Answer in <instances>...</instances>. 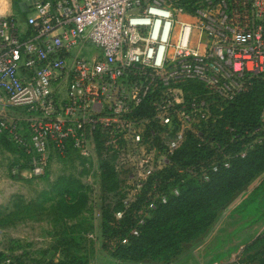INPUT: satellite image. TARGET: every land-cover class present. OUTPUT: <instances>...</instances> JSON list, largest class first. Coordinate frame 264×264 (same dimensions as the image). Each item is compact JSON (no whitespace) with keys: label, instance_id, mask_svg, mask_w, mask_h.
Segmentation results:
<instances>
[{"label":"built area","instance_id":"2783aa9c","mask_svg":"<svg viewBox=\"0 0 264 264\" xmlns=\"http://www.w3.org/2000/svg\"><path fill=\"white\" fill-rule=\"evenodd\" d=\"M17 3L0 0V132L36 175L82 158L96 221L104 165L116 176L115 215L137 214L138 236L185 186L246 157L252 144L233 152L212 134L264 78V0H33L26 17ZM190 141L223 159L183 165ZM244 249L208 264H247Z\"/></svg>","mask_w":264,"mask_h":264},{"label":"rangeland","instance_id":"374dc122","mask_svg":"<svg viewBox=\"0 0 264 264\" xmlns=\"http://www.w3.org/2000/svg\"><path fill=\"white\" fill-rule=\"evenodd\" d=\"M2 106L0 103V110ZM261 118L264 120V112ZM82 160L69 155L59 157L44 174L36 175L22 168L26 161L22 152L0 132V264H52L73 258L88 264H167L169 259L171 264H196L198 259L225 263L242 247L247 264H262L264 172L230 198L218 202L213 224L184 243L178 255L129 260L115 255L117 242L108 243L102 227L103 213L112 212L116 206V180L103 167L104 197L99 204L102 215L96 221L85 184L88 167ZM71 181L76 190L82 186L80 192L84 189L89 201L84 204L83 197H78L67 216L61 191ZM252 194L256 203L244 205L243 201Z\"/></svg>","mask_w":264,"mask_h":264},{"label":"trees","instance_id":"16d2710c","mask_svg":"<svg viewBox=\"0 0 264 264\" xmlns=\"http://www.w3.org/2000/svg\"><path fill=\"white\" fill-rule=\"evenodd\" d=\"M195 1L177 0V4L192 8ZM263 112L264 78L254 77L249 81L247 89L221 112L222 118L219 119L212 134L219 144L227 146V149L233 152L242 150L249 143L252 144L246 157H234L231 160V168H222L218 173L213 174L210 182L193 181L185 186L181 197L153 212L146 224L139 227L138 236L133 235L139 218L137 214H128L123 219H117L115 212L121 206L120 202H117L112 212L103 213L102 227L108 243L109 241L117 242L114 248L115 255L129 260L174 256L179 254L184 243L204 233L215 221L216 204L230 198L236 191L247 186L259 173L264 172V120L261 118ZM227 126H230L233 131L226 129ZM243 135H245L243 140L232 142L234 136L237 138ZM258 138H261V141H256ZM16 147L25 157V152L17 145ZM176 158L186 166L197 165L209 159L211 161L213 158L217 161L223 159L215 149H210L208 146L198 147L193 141L188 142ZM103 167L108 170L111 177L116 178L109 166ZM22 168H29L27 161ZM75 188L71 181L61 191L66 207L63 211L67 216L75 207L78 197H83L84 204L89 201L87 192L84 189L83 193L80 192L82 186H79L77 190ZM255 200L252 194L243 203L249 205L256 203ZM126 239L128 243H124ZM165 262L171 264L172 261L169 259ZM52 264L88 263L73 258L67 262ZM262 264H264V256Z\"/></svg>","mask_w":264,"mask_h":264},{"label":"water","instance_id":"95a60500","mask_svg":"<svg viewBox=\"0 0 264 264\" xmlns=\"http://www.w3.org/2000/svg\"><path fill=\"white\" fill-rule=\"evenodd\" d=\"M32 2L33 0H19L17 5L20 10L25 13L29 9V7L32 6Z\"/></svg>","mask_w":264,"mask_h":264},{"label":"crops","instance_id":"0c3cea01","mask_svg":"<svg viewBox=\"0 0 264 264\" xmlns=\"http://www.w3.org/2000/svg\"><path fill=\"white\" fill-rule=\"evenodd\" d=\"M199 262V263H196V264H200V263H202V264H208V263H204L206 260L205 259H198V260H196L195 262ZM209 263H211V262H209ZM172 264H174V263H172Z\"/></svg>","mask_w":264,"mask_h":264},{"label":"flooded vegetation","instance_id":"af4514ba","mask_svg":"<svg viewBox=\"0 0 264 264\" xmlns=\"http://www.w3.org/2000/svg\"><path fill=\"white\" fill-rule=\"evenodd\" d=\"M16 2H19V0H13V3L15 4Z\"/></svg>","mask_w":264,"mask_h":264}]
</instances>
